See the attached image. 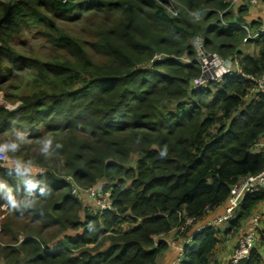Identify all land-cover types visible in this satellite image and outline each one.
<instances>
[{
	"label": "trees",
	"instance_id": "16d2710c",
	"mask_svg": "<svg viewBox=\"0 0 264 264\" xmlns=\"http://www.w3.org/2000/svg\"><path fill=\"white\" fill-rule=\"evenodd\" d=\"M174 1L176 16L168 14L166 0H0V84L8 79L6 63L36 72L34 91L20 97L21 106L0 107V135L20 131L31 141L53 138L50 151L60 166L35 176L40 187L52 190L49 197H40L39 189L30 197L15 171L0 166V184L13 187L19 198L37 199L36 208L24 213L9 209L17 218L3 225L0 264H155L168 248L158 237L183 228L189 233L226 204L234 184L263 170L264 91L246 99L255 83L245 76L264 74V35L245 43L258 47L256 55H243L240 16L247 6L234 5L233 17L230 0ZM90 12L118 19L112 30L95 32L92 58L83 43L59 33L55 20L77 21ZM190 13L201 20L192 21ZM30 22L45 28L41 35L65 59L41 61L13 49ZM259 26L248 25L252 31ZM199 37L205 53L237 58L244 76L194 89L200 67L193 43ZM57 142L63 147L56 148ZM32 150L31 161L50 164ZM63 174L85 188L109 191L112 210L87 213ZM2 197L0 190V207ZM263 203L264 190L247 194L225 230L195 231L177 264H220L216 254L223 238ZM23 218L40 230L18 237L12 226ZM125 223L133 225L123 231ZM49 227L81 234L65 235L51 248L41 230ZM239 264L264 259L254 247Z\"/></svg>",
	"mask_w": 264,
	"mask_h": 264
},
{
	"label": "rangeland",
	"instance_id": "374dc122",
	"mask_svg": "<svg viewBox=\"0 0 264 264\" xmlns=\"http://www.w3.org/2000/svg\"><path fill=\"white\" fill-rule=\"evenodd\" d=\"M9 2V4L12 3V0H3ZM169 5H172L173 8L176 9V6L178 4L174 0H166ZM230 7L229 10L232 11V16L235 17L237 13V9L232 5V0H230L229 3ZM250 6V5H246ZM169 8V7H168ZM249 12V19L248 22L251 23L254 18L256 19L257 16H259L261 19L260 21L264 24V2L257 3L255 6H253L251 9H248ZM169 13V11H168ZM248 13H245L243 16H240L242 19L241 25L245 24L243 23V18L247 16ZM220 19L222 20L221 14ZM190 18L192 21H199L201 20L199 13H190ZM59 17H56L55 20L57 22V26L60 29L59 33L67 35L69 37H72L79 42L83 43L85 48L88 50L89 58L91 57V51L89 50V44L93 43L94 41V34L99 29L105 30H112L115 28L118 24V19L116 16L113 15H96L93 12L86 13L80 16L79 20L75 21H63L61 19H58ZM236 19V18H235ZM235 19L232 21L234 22ZM231 19H227L222 23L228 24ZM240 25V27H241ZM247 25V24H246ZM45 31L44 27H39L34 25L33 23H27L25 27L22 30V33L15 37L14 41L12 42L11 46H13V49L19 52L20 54L32 58L39 59L41 61H51L54 59H65V55L61 51L55 50L51 44L48 43V41L41 35ZM55 35V34H54ZM200 38V37H199ZM201 39V38H200ZM195 49V48H194ZM239 50L243 55H256L258 53V47L254 43H243L239 46ZM222 58H228V57H222ZM183 61H186L185 58H182ZM181 59V60H182ZM199 59V58H198ZM94 60V59H92ZM6 73L8 75V79L5 83L0 84V107H5L7 110L12 111L18 108L22 105V101H20V97L25 95H30L34 91V79L36 78V72L33 70H24V71H18L15 68L10 67L7 63L4 64ZM9 68V71H8ZM14 139L13 133H6L3 135H0V142L8 141ZM264 141V139H263ZM43 141H31V139H28L25 144H22L23 150L17 151L16 153L8 154L10 157L15 158L16 160L19 159L25 163L28 161H31V149L35 152V154L41 152ZM34 155H32L33 157ZM48 158L50 159V164H46L44 166L37 165L35 162L31 161L33 165L37 169H44V171H47L51 169L52 167H56L60 169V166L57 161L56 154L49 155ZM136 157L133 156L131 158V163L133 164L136 161ZM64 175V174H63ZM61 178L65 180L67 177H71L70 174H65L64 176H60ZM72 178V177H71ZM73 179V178H72ZM74 181V180H73ZM74 186L79 190L86 189L85 187L79 185L74 181ZM99 187V185H97ZM90 188V187H87ZM79 200L82 202V205L84 208H86L87 213L90 215H95L96 211L93 208V204L91 200L82 192L79 196ZM262 207L258 208V212H261ZM208 215V214H207ZM81 220H84L83 212L80 214ZM11 218H17L12 213H10L9 208L6 206L0 207V234H2L3 225ZM248 220V219H247ZM246 221L241 222V226L238 228L237 231H232L229 235L225 236L222 240V242L219 245V254L222 252H226L227 249L233 247L236 243V240L241 235L242 230L244 229ZM264 222V221H263ZM139 223V222H138ZM264 224V223H263ZM133 224L125 223L122 225V230H128L130 226ZM135 225V224H134ZM222 226L219 228L221 230H225L227 228V222H222ZM264 226V225H262ZM261 227V224L260 226ZM186 229L183 228L179 231H173L174 233H169L164 236H160L156 239V241L163 240L166 243H172L175 240L176 236H179L181 238H184L185 241L187 239L191 240L190 237L193 234V231L196 229H192L189 233L186 234ZM12 230L14 233L17 234L18 237L24 236L23 231H31L34 230L36 233L40 230V224H31L29 218H23V219H17L15 223L12 226ZM43 231L42 238L45 239L49 244L48 246L51 248H54L56 244L64 239V236L67 235L70 238H74L75 236L81 234V229L77 231H65L61 232L58 227H49L47 229L43 228L41 229ZM186 234L184 236V234ZM109 235V233L107 234ZM107 241L104 242L106 244ZM107 245V244H106ZM172 245V244H171ZM257 250L260 251V253H263V259H264V231H260L258 233V239L256 242ZM103 249V248H101ZM178 257V255H177ZM175 254H173L172 250L170 248L164 250L162 253H160L156 259L155 264H172L175 258H177ZM220 257H217L216 254V261H219ZM226 257H224L220 263H224ZM213 264H216L215 262Z\"/></svg>",
	"mask_w": 264,
	"mask_h": 264
},
{
	"label": "built area",
	"instance_id": "2783aa9c",
	"mask_svg": "<svg viewBox=\"0 0 264 264\" xmlns=\"http://www.w3.org/2000/svg\"><path fill=\"white\" fill-rule=\"evenodd\" d=\"M260 2H264V0H232V5L243 4L255 6ZM168 7V14L170 16H176V11L172 5H169ZM242 29L245 31L246 35L243 39V43H246L249 40H255L258 36L264 35V24L260 25L256 31L250 30L249 27L245 25H242ZM193 46L196 52V61L200 67V74L192 84L194 89L209 88L212 84L221 83L226 77L233 74L244 76L237 58H222L217 54L205 53L202 39L200 38L195 39ZM245 78L255 83V87L249 90L246 99L252 97L253 94L264 91V74L259 78H254L252 76H245ZM15 162V158L10 157L8 154H4L2 160H0V166L5 169L14 170ZM44 172L45 171L41 174ZM65 181L70 185L73 196L79 199L80 194L83 192L89 200H91L96 213L101 215L106 211L112 210V200L109 191L103 192L98 188L90 187L77 192L78 189L74 186V181L71 177L65 178ZM259 190H264V168L258 174L247 176L234 184L230 188V194L225 204L223 213L216 217L213 221L205 224V227H215L220 225L222 222L228 223L233 220L244 197L251 192ZM261 218H264V203L262 204L261 212H257L253 215L242 230L241 235L238 237L231 250L226 264H239L240 262H244L249 259L250 253L255 247L258 239ZM190 223L191 221H187L186 225H189ZM203 227L200 226L196 228L195 231H200ZM176 249L178 257L173 264H177L182 255V248L177 247Z\"/></svg>",
	"mask_w": 264,
	"mask_h": 264
},
{
	"label": "clouds",
	"instance_id": "9594fccd",
	"mask_svg": "<svg viewBox=\"0 0 264 264\" xmlns=\"http://www.w3.org/2000/svg\"><path fill=\"white\" fill-rule=\"evenodd\" d=\"M243 25L248 26L246 24ZM13 135H14V139L0 142V160H2L4 154L16 153L20 149L21 145L25 144L28 140L27 133L16 131L13 133ZM53 143H54L53 138H44L41 152L44 153L46 156L52 155L50 150L53 147ZM55 146L56 148H62L63 144L57 142ZM166 155H167V148L165 147L160 152V156L163 158L166 157ZM14 171L16 176L20 178L22 182L26 185V191L30 197L36 193L37 189H39L40 197H49L51 195L52 190L50 188H47L46 186L40 187L42 182L35 179V176L41 174L44 171V169H37L31 161L25 163L17 159L14 164ZM11 174L12 172L9 171V175ZM0 190L3 191L2 200L5 202V206L9 208L12 212L24 213L27 210L36 208L37 205L36 198H31V199L28 197L19 198L16 193V190L13 187L7 185L6 183L0 184ZM250 219L251 218H249L247 221L249 222ZM193 233H195V231H193ZM190 239L192 240L191 237ZM191 240L187 239L184 245L180 247L182 248V252H183V248L186 246L187 243L191 242ZM176 260L177 258L175 259V261Z\"/></svg>",
	"mask_w": 264,
	"mask_h": 264
},
{
	"label": "crops",
	"instance_id": "0c3cea01",
	"mask_svg": "<svg viewBox=\"0 0 264 264\" xmlns=\"http://www.w3.org/2000/svg\"><path fill=\"white\" fill-rule=\"evenodd\" d=\"M240 5H243V4H240ZM243 6H246V5H243ZM248 7V9L250 8H252L253 6H247ZM248 14H247V16H245L244 18H243V23H245V24H247V25H249L250 23L248 22V17H249V12H247ZM260 17L259 16H257V18L255 19L254 18V20H252V22H258L260 25H262L263 23L260 21ZM261 146H264V141L262 140V143H261ZM224 207H225V205H223L222 207H220L219 209H217V210H215L214 212H212V213H208V215H206V217L202 220V222H200V223H197L194 227H193V230L194 229H196V228H198V227H200V226H205V224H207L208 222H210V221H213L216 217H218V216H220L222 213H223V211H224ZM261 207V206H260ZM259 208V207H258ZM258 209H256L255 211H254V213H253V215H255L258 211H257ZM264 221V218H261V221H260V224H261V227H260V231H264V226H262V225H264L263 222ZM247 223H248V221H247ZM247 223H246V225H247ZM228 225V224H227ZM245 225V226H246ZM220 226H222V225H220ZM220 226H218V227H220ZM260 226V225H259ZM172 233H174V232H172ZM175 241L174 242H172V243H167V245H168V248H170L171 250H172V252H173V254H175V256L177 257V247L179 248V247H182L183 245H184V243H185V239L184 238H181V237H179V236H176L175 237V239H174ZM172 244V245H171ZM167 248V249H168ZM232 248L233 247H231V248H229V249H227V251L226 252H222L221 254H219L218 252H219V248H218V250H217V257H220L219 258V262H221V260L224 258V257H226V259H225V261L228 259V257H229V255H230V253H231V250H232ZM261 255L263 256V253L261 252ZM176 259V258H175ZM225 261H223V262H225ZM175 262V260L173 261V263ZM172 263V264H173ZM219 264V263H218ZM220 264H224V263H220Z\"/></svg>",
	"mask_w": 264,
	"mask_h": 264
},
{
	"label": "water",
	"instance_id": "95a60500",
	"mask_svg": "<svg viewBox=\"0 0 264 264\" xmlns=\"http://www.w3.org/2000/svg\"><path fill=\"white\" fill-rule=\"evenodd\" d=\"M184 249V248H183Z\"/></svg>",
	"mask_w": 264,
	"mask_h": 264
}]
</instances>
